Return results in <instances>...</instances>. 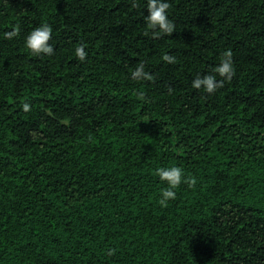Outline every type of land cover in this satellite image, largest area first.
<instances>
[{"label": "trees", "instance_id": "trees-1", "mask_svg": "<svg viewBox=\"0 0 264 264\" xmlns=\"http://www.w3.org/2000/svg\"><path fill=\"white\" fill-rule=\"evenodd\" d=\"M146 4L0 0V264H264V0H170L159 38ZM42 23L51 55L24 44Z\"/></svg>", "mask_w": 264, "mask_h": 264}, {"label": "clouds", "instance_id": "clouds-1", "mask_svg": "<svg viewBox=\"0 0 264 264\" xmlns=\"http://www.w3.org/2000/svg\"><path fill=\"white\" fill-rule=\"evenodd\" d=\"M147 15L144 16L145 22L153 38H159L164 35H171L175 31V23L169 18L168 9L170 8V0H147L146 4ZM52 26L47 23H42L34 27L27 33L24 38V44L32 54L51 55L54 53V47L49 42L52 35ZM19 27L14 26L11 30L5 31L3 36L9 40L18 35ZM75 54L80 60H84L87 56L84 45H80L75 49ZM162 59L166 62L172 63L176 57L169 52L164 53ZM214 72L219 74L223 79H217L216 75L203 74L197 75L192 80V87L194 89H203L207 93H213L221 88L226 80H230L235 73V68L232 59V52L230 49L224 51L219 64L214 68ZM131 78L133 80H147L151 79V74L145 70L143 62H139L137 66L131 71ZM143 95V93H140ZM24 109L29 110L30 105L24 104ZM156 175L159 179L165 182L166 186L162 189L158 203L163 207L167 206L171 199L177 196L176 189L183 183L189 182V178L185 175V171L181 166L172 164L169 166H161L155 169ZM194 178L190 181L194 184ZM111 252V250H110Z\"/></svg>", "mask_w": 264, "mask_h": 264}]
</instances>
